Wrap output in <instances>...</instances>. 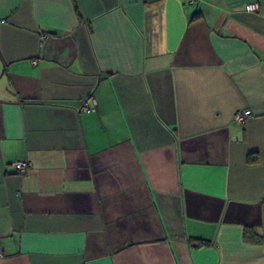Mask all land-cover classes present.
Instances as JSON below:
<instances>
[{
    "label": "crops",
    "instance_id": "obj_1",
    "mask_svg": "<svg viewBox=\"0 0 264 264\" xmlns=\"http://www.w3.org/2000/svg\"><path fill=\"white\" fill-rule=\"evenodd\" d=\"M0 264H264V0H0Z\"/></svg>",
    "mask_w": 264,
    "mask_h": 264
},
{
    "label": "built area",
    "instance_id": "obj_2",
    "mask_svg": "<svg viewBox=\"0 0 264 264\" xmlns=\"http://www.w3.org/2000/svg\"><path fill=\"white\" fill-rule=\"evenodd\" d=\"M245 7H246V10L248 11H256L258 9V3L255 1H252V2L247 3ZM90 102L91 103H87L85 101L81 108L85 111H90L92 107L91 104H94L95 100L91 97ZM249 114H250L249 109L238 110L234 114V119L240 122V121H243L245 117L248 116ZM12 166L18 173H23L27 169L28 163L24 160H17L12 163Z\"/></svg>",
    "mask_w": 264,
    "mask_h": 264
},
{
    "label": "trees",
    "instance_id": "obj_3",
    "mask_svg": "<svg viewBox=\"0 0 264 264\" xmlns=\"http://www.w3.org/2000/svg\"><path fill=\"white\" fill-rule=\"evenodd\" d=\"M197 16V13H195L192 18H195ZM246 232H248L250 235H249V238L251 240H253V242H260L261 240V237L260 235H257L252 229H248Z\"/></svg>",
    "mask_w": 264,
    "mask_h": 264
}]
</instances>
